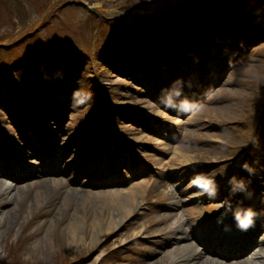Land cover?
Returning <instances> with one entry per match:
<instances>
[{"label": "rangeland", "instance_id": "obj_1", "mask_svg": "<svg viewBox=\"0 0 264 264\" xmlns=\"http://www.w3.org/2000/svg\"><path fill=\"white\" fill-rule=\"evenodd\" d=\"M61 1L0 0V42L11 39L27 25L26 32L38 27L18 44L0 48V131L10 138L2 141L13 153L3 149L4 157H0V220L11 208L14 215L8 229L0 222V264H148L158 258L160 251L167 252L175 246L168 245L172 232L167 226L157 232L161 213L174 215L166 220L167 224L179 216L190 224V218L202 214L203 228L214 221L216 214L228 211L224 205L232 203L236 207V201L247 203L251 196L257 217L264 218L263 165L262 172L254 175L256 179L246 176L243 170L239 177L226 181V189L219 187L220 167L233 165L230 158L235 153L245 154L250 136L255 134V114L260 112L257 106L264 98V15L263 21L257 19L253 26L249 34L253 36L249 38L245 26L243 36L246 34L247 39L239 40L232 23L238 28L242 17L240 13L229 14L224 18L226 27H218L212 36L203 31L207 46L199 39V43L193 42L192 29L184 26L183 34L192 50L183 46L184 50L177 54L175 45L179 48L181 43H164L162 24L147 26L148 22L133 16L102 20L85 7L73 4L54 9L43 25V21L35 20L50 5ZM82 1L122 11H148L164 5L169 21L184 24L189 17L198 22L210 14L208 8L212 6L225 4L226 8H234L233 3L240 0ZM247 3L264 7V0ZM154 29L158 30L152 40L159 44V51L153 66L144 53L151 47L146 44L134 47L128 57H100L115 43L123 45ZM200 51L204 56L199 57ZM219 54L222 59L216 61ZM195 56L199 58L194 60ZM168 64L174 69L179 64L177 67L188 73L179 79L170 76L165 67ZM43 66H62L60 74L51 77L54 92L42 80ZM9 75L17 86L25 84L21 91L17 88L20 97L15 105L10 102ZM177 89L182 94L180 98L194 102L192 111L182 113L165 105L166 97ZM104 106L105 117L101 118ZM45 136L51 139L53 150ZM98 141L116 148L106 162L97 156L101 151ZM46 152H50L49 156H45ZM184 158L188 162H181ZM169 160L172 161L167 163ZM170 164L176 167L178 178L168 174ZM53 166L62 171L46 169ZM230 166L224 167L225 174ZM6 168L12 175H5ZM198 176L214 182L215 197L230 195L225 200L208 198L193 187ZM161 180L184 191L182 195L177 191L180 204L170 205L169 192H161L158 186ZM136 181L148 183L138 212L123 218L97 242L90 241L91 219L96 212L106 211L101 209L103 200L96 195L128 188ZM240 182L244 189L235 198L228 188ZM72 189L78 191L72 193L74 196L69 195ZM80 190L89 192L91 199L79 206L85 216V240L74 250L65 227L77 206ZM37 192L44 197L34 205L32 199ZM111 241L117 242L116 249L95 260ZM248 254L249 251L244 255ZM161 263L170 264L167 259Z\"/></svg>", "mask_w": 264, "mask_h": 264}, {"label": "bare ground", "instance_id": "obj_2", "mask_svg": "<svg viewBox=\"0 0 264 264\" xmlns=\"http://www.w3.org/2000/svg\"><path fill=\"white\" fill-rule=\"evenodd\" d=\"M173 153L175 156L179 154L176 149ZM183 157L184 156H182V158ZM182 160L181 162L187 161V159L185 158ZM170 161L172 160H169L167 163H169ZM175 168L176 167L174 165L170 164L167 168L168 174H172V171L175 170ZM146 184H148L147 181H136L135 184H132L128 188L119 191L113 190L110 192H106L103 195H96L97 199L100 198L103 200V203L101 204V209H104L106 211L104 213L96 212L93 218L91 219L89 223L88 236L90 241H94V243L97 242L103 236L109 234V232L113 230L118 224H120L123 218L132 213L138 212L142 201L141 198L143 195V191H145L146 189ZM158 186H160L161 192H169V198L171 200L172 205L175 206L181 202V200L177 199L176 192L170 190L171 185L168 182H166L165 180H161L158 183ZM77 192L78 191H76L75 189H72L69 191V195L74 196L72 193ZM19 194L20 191H18V195ZM43 197L44 194L42 192L35 193L32 199V204H39ZM90 199L91 196L89 192H86V190L79 191L77 206L73 211L67 226L65 227L68 243L74 250L83 246L85 240L84 235L82 234V228L85 223V216L83 215L81 210H79V206L83 205L84 201ZM12 212L13 208H11L9 211H6L5 215L1 219L2 221L0 220L2 226L5 229H8L13 224L14 215L12 214ZM162 214L163 213L159 214L157 218V232L161 233L167 226V228L171 230L173 237L172 242H169V244L170 246H175L172 247V249L170 248L167 252L160 251L158 258L149 262L148 264H162L161 261L163 259H167L168 263L170 264H257V262L264 264V237L259 240V249L250 253L249 256H244L236 261H232L231 263L218 262L217 260L211 257L205 256L204 254H202L201 251L198 250V248L194 245V241L191 238V233H189L187 229H185L183 226V219L176 218L173 219L172 222L167 224L166 220H170L174 215ZM213 237L215 238L214 245L216 246L218 244L221 245L223 243H226L225 240L227 239H232L234 243L230 242V244L232 245V249H230L229 252L224 251L221 248H217L221 251L212 248H207L206 245V249L208 252L216 253L224 258H228L230 256L240 255L246 250V247H240V245H242L245 241V235L244 232L237 227V224L234 226L218 227L211 235V238ZM116 243L117 242L115 241H111L107 245V247L102 249L101 252L95 257V260L99 259L102 253L106 252L107 249L113 248ZM45 244H47V242ZM45 244L44 246H46Z\"/></svg>", "mask_w": 264, "mask_h": 264}, {"label": "clouds", "instance_id": "obj_3", "mask_svg": "<svg viewBox=\"0 0 264 264\" xmlns=\"http://www.w3.org/2000/svg\"><path fill=\"white\" fill-rule=\"evenodd\" d=\"M181 92L177 89L170 93L164 103L167 107L174 108L178 112L187 113L194 109L195 104L192 100L188 98H180ZM247 168V165H245ZM249 171H251L249 169ZM214 182L212 180L203 178V177H195L194 178V186L201 190L203 193L209 195V197H214L216 192L214 188ZM236 187L243 190L244 184L242 182L236 184ZM230 208V205H229ZM256 213L252 209H238L234 211L233 218L237 223V227L241 230H247L254 224Z\"/></svg>", "mask_w": 264, "mask_h": 264}, {"label": "water", "instance_id": "obj_4", "mask_svg": "<svg viewBox=\"0 0 264 264\" xmlns=\"http://www.w3.org/2000/svg\"><path fill=\"white\" fill-rule=\"evenodd\" d=\"M72 3H76V4H80V5H84L88 8V10L92 11V12H100L101 14L104 13H108L106 11L100 10L99 8L95 7V6H89L84 2H79L77 0H65L61 3V6H65L67 4H72ZM54 6H51L50 8H48L43 14H41L39 16V18H42L45 14H47ZM10 42V41H9Z\"/></svg>", "mask_w": 264, "mask_h": 264}]
</instances>
